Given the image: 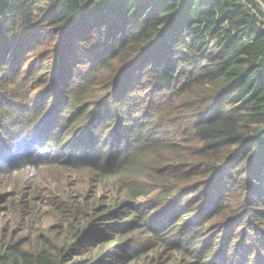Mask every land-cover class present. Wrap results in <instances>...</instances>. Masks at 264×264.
Returning <instances> with one entry per match:
<instances>
[{"label":"trees","instance_id":"16d2710c","mask_svg":"<svg viewBox=\"0 0 264 264\" xmlns=\"http://www.w3.org/2000/svg\"><path fill=\"white\" fill-rule=\"evenodd\" d=\"M259 1L0 0V175L71 164L118 194L50 199L69 235L0 237V264H138L140 229L193 264H264Z\"/></svg>","mask_w":264,"mask_h":264},{"label":"rangeland","instance_id":"374dc122","mask_svg":"<svg viewBox=\"0 0 264 264\" xmlns=\"http://www.w3.org/2000/svg\"><path fill=\"white\" fill-rule=\"evenodd\" d=\"M12 132L11 130V135ZM0 134L4 133L0 131ZM4 143L5 145L11 144V140ZM59 145L62 156L64 154L67 157L69 151L64 148V145ZM141 158L140 161L144 157ZM8 165V163L0 161V168H5ZM58 165L25 167L27 170L23 171L29 172L25 175L21 173L23 171L11 175H0V237L12 239L16 244H22L25 247L35 243L39 244L40 238L56 241L62 235L64 239L69 235L72 227L67 223H61L63 211L60 215L57 209L49 208L51 206L48 203L50 199L58 198L64 201L71 197L81 201L91 199L92 205L98 203L105 209L117 198L118 194L115 188L104 187V179L93 177V175L84 172L85 170L81 166L70 164V167L66 169L67 167ZM127 181L128 179L125 180V182ZM32 198H35L34 201L29 205V209L25 210L26 212L30 211V214L21 219L19 214L14 212L18 211L16 206L20 205V202L30 201ZM140 203L142 212L152 210L153 206L157 204L156 201L152 204V197H143ZM124 210L125 208L122 209V211ZM144 233L145 230L140 229L134 234L136 241L139 242L138 247L143 249L135 257V259L139 258L136 260L138 264H147V261L152 258H156L160 264H193L191 260L185 261L181 254L174 252L173 248L160 246L155 237ZM153 246L156 249L149 250ZM147 251L148 256L145 258Z\"/></svg>","mask_w":264,"mask_h":264},{"label":"water","instance_id":"95a60500","mask_svg":"<svg viewBox=\"0 0 264 264\" xmlns=\"http://www.w3.org/2000/svg\"><path fill=\"white\" fill-rule=\"evenodd\" d=\"M258 2H260L259 0H257ZM263 8H264V6H263Z\"/></svg>","mask_w":264,"mask_h":264}]
</instances>
